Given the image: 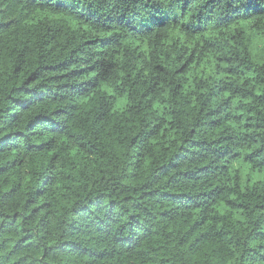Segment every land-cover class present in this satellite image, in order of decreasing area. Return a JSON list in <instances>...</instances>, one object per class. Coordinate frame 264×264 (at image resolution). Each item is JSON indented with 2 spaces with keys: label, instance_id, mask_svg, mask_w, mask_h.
<instances>
[{
  "label": "trees",
  "instance_id": "obj_1",
  "mask_svg": "<svg viewBox=\"0 0 264 264\" xmlns=\"http://www.w3.org/2000/svg\"><path fill=\"white\" fill-rule=\"evenodd\" d=\"M0 264H264V0H0Z\"/></svg>",
  "mask_w": 264,
  "mask_h": 264
}]
</instances>
